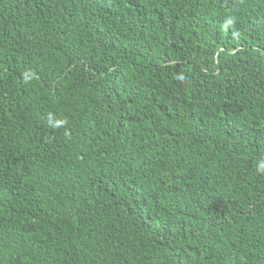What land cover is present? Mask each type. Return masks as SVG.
Masks as SVG:
<instances>
[{
    "label": "trees",
    "instance_id": "obj_1",
    "mask_svg": "<svg viewBox=\"0 0 264 264\" xmlns=\"http://www.w3.org/2000/svg\"><path fill=\"white\" fill-rule=\"evenodd\" d=\"M261 160L264 0H0V264H264Z\"/></svg>",
    "mask_w": 264,
    "mask_h": 264
},
{
    "label": "clouds",
    "instance_id": "obj_2",
    "mask_svg": "<svg viewBox=\"0 0 264 264\" xmlns=\"http://www.w3.org/2000/svg\"><path fill=\"white\" fill-rule=\"evenodd\" d=\"M232 20H229V23H231ZM48 126L51 128H61L65 127L67 124V120L64 118H57L56 116L49 113L48 120H47ZM65 136L67 138H71L70 133L68 131H65ZM258 172L264 173V160H261L257 165Z\"/></svg>",
    "mask_w": 264,
    "mask_h": 264
}]
</instances>
